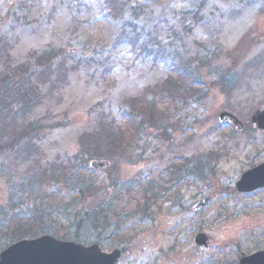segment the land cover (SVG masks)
I'll return each mask as SVG.
<instances>
[{"label": "rangeland", "instance_id": "rangeland-1", "mask_svg": "<svg viewBox=\"0 0 264 264\" xmlns=\"http://www.w3.org/2000/svg\"><path fill=\"white\" fill-rule=\"evenodd\" d=\"M104 2L0 0V114L17 131L29 123L35 129L20 140L24 156L0 133V252L25 222L37 236L74 233L76 193L65 180L72 170L107 190L103 200L113 210L97 244L122 250L116 264H238L264 250V189L234 187L264 162V132L250 123L264 107V0H117V17L103 11ZM133 32L185 59L196 75L180 82L194 81L193 88L153 92L176 73L144 58L139 44H125ZM45 51L52 59L39 62ZM222 75L233 83L224 91ZM153 99L166 134L136 113L129 128L141 122L143 132H128L122 113ZM222 111L243 130L220 124ZM99 117L116 119L132 141L127 159L113 157L112 166L92 171L89 161L102 157L90 155L106 144L94 135ZM201 155L210 157L203 178L189 171ZM198 233L208 239L204 254L195 249Z\"/></svg>", "mask_w": 264, "mask_h": 264}, {"label": "trees", "instance_id": "trees-1", "mask_svg": "<svg viewBox=\"0 0 264 264\" xmlns=\"http://www.w3.org/2000/svg\"><path fill=\"white\" fill-rule=\"evenodd\" d=\"M104 6L103 11L109 10L111 15H114L115 17L121 16V13H119V10H121V6L118 4L117 0H104ZM103 6V7H104ZM110 14H108L110 16ZM134 33V32H133ZM124 43L129 46H135L136 44L140 45V54L145 56L144 58L152 57V62L155 63L158 60L160 62H164L167 65V68L172 70V72L176 73V77H172L171 75H168L166 78H164L162 81H160L157 84V88L154 89L153 92L156 90H162L167 89L170 90L173 93L181 94L183 91L186 92V89H192L193 82L190 83L189 86H186L182 84L180 81H183L185 77L186 79L193 80L192 76L194 77L196 73L194 71H189L187 64V61L178 55H176L174 52L171 53H165V50L163 48H160L159 44L155 42L154 44H148L146 41L144 43V39L140 36H137L134 34L128 36L125 35ZM152 46H158L156 50H151L150 48ZM131 48V47H130ZM132 50V49H130ZM49 51H45L42 53L38 60L41 62L43 59L47 58V54H49ZM51 56L47 58L52 57ZM52 59V58H51ZM50 59V60H51ZM46 60V61H47ZM201 63V61H199ZM203 66V65H199ZM49 70V69H48ZM47 73V71L45 72ZM56 73V72H55ZM55 73L52 72V75L55 76ZM57 76L59 75V71L57 70ZM223 76V75H222ZM60 80V78H59ZM159 86V87H158ZM218 86L222 91L226 89V87L233 86L232 81L227 77L224 78L221 77L218 81ZM22 94L26 95V93L22 92ZM0 100L2 101V98L0 96ZM147 106H143L141 104V108L139 111H132L129 109V111L122 113L120 119L123 121V124L128 129V132L135 131V135L140 137V133L143 132L142 129V123L140 122L137 124L139 127L136 128L134 125L133 128H129L132 120V114H138L139 116H146L149 120V124L153 126H157V131H159L162 135L166 134L165 127H164V119L162 112H159L158 109H156L155 100L149 101L147 103ZM143 108V109H142ZM0 133H8L9 134V141L12 145V148L15 149L16 146H18V150H15V154H21V156H24L26 153V150H28V147H26V144L20 141L23 138V135H26L29 130L33 129L32 123H29L28 125L22 126L20 131H17L18 129L16 126L13 128L11 127L10 122L6 124V121L2 119L3 117L0 114ZM158 117V118H157ZM2 119V120H1ZM13 121L15 125V119L11 118L10 121ZM12 123V122H11ZM99 123V131H95L97 138L103 140L106 144L102 146V148H99L98 151L94 152V154L90 156H96L102 157L104 159L111 160L113 157H118L120 155L125 156L124 158L127 159L129 155V149L131 148V136L128 135V132L125 133L122 131L121 128L115 127L116 119L114 118H107L104 119L103 117H99L98 119ZM157 123V124H156ZM159 123V124H158ZM136 128V129H134ZM11 129V130H10ZM126 131V130H125ZM97 139V140H98ZM16 148V149H17ZM96 154V155H95ZM208 159H210L209 156L201 155L197 157L195 160V165L193 169H190V172H193L196 176L199 178H203L204 174L206 173V168L208 167ZM116 160V159H114ZM40 169V168H39ZM179 168H175L174 172L179 171ZM71 175L65 179L66 182L70 180L72 184H74L73 188H75L76 193V203L77 207L70 212L69 217L73 221V228L74 233L71 234L69 237L60 236L62 239L65 240H72L75 242H80L81 239L86 240L91 236H94L95 243H98L99 235L104 232L105 227L109 225V215L112 212L113 209H111V202L104 201L103 197H107V190L99 191V188H97V183L93 181L90 177H87V175L78 174L76 175L74 172L75 170L71 171ZM178 173V172H177ZM176 174V173H175ZM82 175V176H81ZM144 195H146V191L144 189L143 191ZM111 199H113L111 197ZM12 209L13 206H11ZM112 216V215H111ZM37 224V223H36ZM19 229H22L20 232V235H16V240L22 239V238H33L37 237L36 233L32 231V226L27 225V223H23V225L18 226ZM41 228V227H40ZM43 228V227H42ZM43 232V233H42ZM41 234H45L44 231H41ZM60 238V239H61Z\"/></svg>", "mask_w": 264, "mask_h": 264}, {"label": "water", "instance_id": "water-1", "mask_svg": "<svg viewBox=\"0 0 264 264\" xmlns=\"http://www.w3.org/2000/svg\"><path fill=\"white\" fill-rule=\"evenodd\" d=\"M218 120L222 124H233L237 130L242 124L232 114L222 112ZM251 122L260 130H264V109L255 111ZM105 160H94L89 163L93 170L109 167ZM264 186V163L242 173L235 183L238 192L246 193ZM204 201H199L194 210L200 209ZM197 253L207 251V238L204 234L194 237ZM142 252L148 248L143 247ZM120 250L110 252L101 251L97 244L84 246L71 241L56 239L50 235H43L34 239H22L4 249L0 253V264H115L120 257ZM239 264H264V251H258L240 258Z\"/></svg>", "mask_w": 264, "mask_h": 264}, {"label": "flooded vegetation", "instance_id": "flooded-vegetation-1", "mask_svg": "<svg viewBox=\"0 0 264 264\" xmlns=\"http://www.w3.org/2000/svg\"><path fill=\"white\" fill-rule=\"evenodd\" d=\"M264 189V188H263ZM262 190V189H261Z\"/></svg>", "mask_w": 264, "mask_h": 264}]
</instances>
